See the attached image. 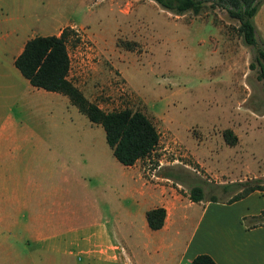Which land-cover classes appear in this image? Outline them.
I'll list each match as a JSON object with an SVG mask.
<instances>
[{"label":"rangeland","instance_id":"374dc122","mask_svg":"<svg viewBox=\"0 0 264 264\" xmlns=\"http://www.w3.org/2000/svg\"><path fill=\"white\" fill-rule=\"evenodd\" d=\"M19 4L26 7L23 16L33 36L69 27L68 79L87 100L103 111H139L155 126L159 138L153 152L124 167L112 156L102 128L73 112L67 132L79 131V116L84 139L89 135L114 165L116 180L170 187L182 205L190 204L194 185L203 190L196 203L210 204L214 197L224 205L234 192L220 185L254 178L264 184V86L255 49L243 43L237 23L223 9L206 6L198 14L173 15L152 0ZM262 41L264 1L256 13V45ZM224 131L234 136L232 143ZM66 143L67 149L73 144L68 137ZM246 206L263 209L264 192H255ZM220 217L230 225L232 217Z\"/></svg>","mask_w":264,"mask_h":264},{"label":"crops","instance_id":"0c3cea01","mask_svg":"<svg viewBox=\"0 0 264 264\" xmlns=\"http://www.w3.org/2000/svg\"><path fill=\"white\" fill-rule=\"evenodd\" d=\"M25 9L0 0V264H188L201 253L216 264H264V223L244 222L264 209L246 206L257 191L224 205H182L170 187L116 180L79 116V131L67 132L81 113L14 66L33 37ZM155 207L165 216L153 230L145 213Z\"/></svg>","mask_w":264,"mask_h":264},{"label":"trees","instance_id":"16d2710c","mask_svg":"<svg viewBox=\"0 0 264 264\" xmlns=\"http://www.w3.org/2000/svg\"><path fill=\"white\" fill-rule=\"evenodd\" d=\"M160 9L173 15H183L187 12L198 14L206 6L223 9L229 19L237 23L236 31L243 43L255 49V63L259 67L258 77L264 86V41L256 45V27L253 21L259 6L264 0H152ZM69 27H63L58 34L37 35L29 38L15 57L13 63L29 84L47 91L57 92L67 97L70 104L82 113L88 121L100 125L104 140L111 150L114 159L123 166H132L136 161L149 156L158 143V132L153 123L141 112L124 108L114 111H103L97 105L87 100L79 89L68 79L69 56L66 38ZM253 67V64L250 63ZM227 142L232 143L234 136L230 131H224ZM221 190L234 192L227 204L239 200L253 191H263L264 184L259 179L233 181L220 185ZM188 197L193 202L203 199L200 185L189 189ZM208 201L217 202L212 197ZM264 209L254 219L252 226L260 225ZM165 210L162 207L149 209L145 219L150 229H158L163 224ZM188 264H216L207 254L201 253L192 257Z\"/></svg>","mask_w":264,"mask_h":264}]
</instances>
